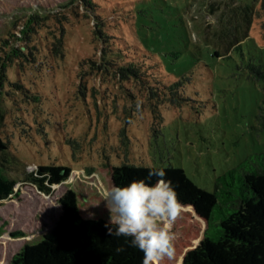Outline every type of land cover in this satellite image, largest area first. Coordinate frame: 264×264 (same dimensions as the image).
<instances>
[{"label":"rangeland","instance_id":"1","mask_svg":"<svg viewBox=\"0 0 264 264\" xmlns=\"http://www.w3.org/2000/svg\"><path fill=\"white\" fill-rule=\"evenodd\" d=\"M259 1L94 0L98 14L112 15L110 32L160 61L159 78H188L176 103L160 105L158 126L148 109L132 110L137 104L117 78L105 94L100 73L80 75L78 62L95 59L98 46L80 0H0V39L24 45L40 24L49 40L63 32L64 43V56L53 59L52 68L22 76L14 65L7 68L11 81L20 78L36 94L26 101L11 89L0 103V137L9 140L0 170L16 182L14 193L0 200V264L40 241L59 216L58 198L68 184L40 191L33 180L37 166L173 165L213 192L219 176L249 167L247 161L264 153V81L246 68L252 59L264 64Z\"/></svg>","mask_w":264,"mask_h":264},{"label":"trees","instance_id":"2","mask_svg":"<svg viewBox=\"0 0 264 264\" xmlns=\"http://www.w3.org/2000/svg\"><path fill=\"white\" fill-rule=\"evenodd\" d=\"M80 3L94 21L93 33L98 42L92 54L96 58L78 62L80 75L92 70L100 73L105 94H111L107 82L117 78L128 98L137 104L132 110L143 113L148 109L158 120L154 125L159 126L160 105L166 100L176 103L182 82L188 78L183 76L173 81L159 78L156 73L161 68L160 61L153 59V54L143 49L138 52L136 45L110 32L112 15L98 14L94 0H80ZM259 8V15L264 14V0L259 1ZM39 26L42 25L26 34L24 45L14 46L7 39H0V103L4 94L13 93L11 89L26 101L36 94L20 78L11 81L8 66L17 67L22 76L34 69L40 71L43 66L52 68V60L64 56L63 32L53 34L49 40L46 31L43 35L39 33ZM261 26L264 29V21ZM246 68L252 78L264 81V64L252 59ZM87 85L84 82L80 87L87 90ZM91 93L94 94L92 86ZM1 118L0 114L2 121ZM124 134L122 128L119 131L122 145ZM8 144L9 140L0 137V152ZM247 164V168H233L219 176L213 192L192 182L180 167L154 166L165 169L166 179L172 181L182 205L171 228L177 255L161 264H264V153L254 156ZM146 172L145 165L126 161L78 169L53 164L37 166L33 180L40 191L49 192L64 182L68 187L58 198L60 212L52 229L37 243L24 244L11 256L9 264H141L142 252L130 247L124 237L108 234L105 224L109 214L102 199L105 188L143 178ZM236 178L240 184H235ZM15 183L0 170V200L14 193ZM89 214L94 215L90 218ZM117 247L123 251H115Z\"/></svg>","mask_w":264,"mask_h":264},{"label":"clouds","instance_id":"3","mask_svg":"<svg viewBox=\"0 0 264 264\" xmlns=\"http://www.w3.org/2000/svg\"><path fill=\"white\" fill-rule=\"evenodd\" d=\"M145 168L143 178L104 189L102 200L109 214L105 227L110 236L124 237L130 247L143 253L141 264H161L177 255L171 228L182 205L165 169L151 164Z\"/></svg>","mask_w":264,"mask_h":264},{"label":"built area","instance_id":"4","mask_svg":"<svg viewBox=\"0 0 264 264\" xmlns=\"http://www.w3.org/2000/svg\"><path fill=\"white\" fill-rule=\"evenodd\" d=\"M55 188V187H54Z\"/></svg>","mask_w":264,"mask_h":264}]
</instances>
